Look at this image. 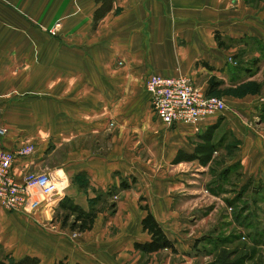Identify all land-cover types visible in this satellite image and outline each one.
<instances>
[{
	"label": "crops",
	"instance_id": "1",
	"mask_svg": "<svg viewBox=\"0 0 264 264\" xmlns=\"http://www.w3.org/2000/svg\"><path fill=\"white\" fill-rule=\"evenodd\" d=\"M150 74L187 75L204 93L222 94L224 110L190 123L156 118L143 89ZM0 124L2 148L33 145L14 159L15 180L47 172L63 184L19 212H49L63 197L84 210L104 205L77 236L46 233L42 253H31L40 264H137L140 256L141 264H175L173 256L185 264L206 233L184 226L212 207L180 201L231 193L223 201L248 229L264 211V0H0ZM206 134L212 151L200 157ZM217 152L225 155L213 173ZM146 212L175 252L133 248L149 240L140 228Z\"/></svg>",
	"mask_w": 264,
	"mask_h": 264
},
{
	"label": "rangeland",
	"instance_id": "2",
	"mask_svg": "<svg viewBox=\"0 0 264 264\" xmlns=\"http://www.w3.org/2000/svg\"><path fill=\"white\" fill-rule=\"evenodd\" d=\"M96 22L97 20L94 21V25ZM56 31L57 22H55L49 30V34L54 36L55 39L57 35ZM249 86L254 87L253 84H250ZM249 86H247V89ZM233 90L235 89H226L227 92H232ZM221 95L222 94L214 92L211 93L210 96L221 97ZM2 128L5 131L3 126ZM261 130L264 133V124H261ZM26 143L32 144L30 140L23 142V144ZM53 155L58 156L59 151L55 150ZM224 155V153L218 154V152L217 154H213V159L215 160L212 164L214 168V171L212 170L213 173L215 172V168H217V166L220 164ZM51 158L55 159L54 157ZM235 179L236 178L230 177L226 183H224L226 192L232 191L233 187L235 186L233 183L235 182ZM206 190H208L207 187ZM202 194L204 196H202ZM229 194L231 195V193ZM229 194L226 193L224 196L222 195L220 199L215 200L206 192L201 191L200 194L196 193L194 196L189 198L187 197L186 199L180 201V204L186 206L185 209L192 206L200 207L210 205L212 207L208 214L202 216L191 225L184 226L186 227L184 234L188 233V231H190L191 235H199L200 233H203V231L206 233L204 234L201 241L197 240L196 242H193L191 246H189V255L191 256H187V263L185 264H264V211H260L258 213V221L256 223L257 226H254L251 229H248L247 226L243 228L234 220V209L229 207L226 202L223 201L224 198L229 197ZM32 197L33 200L44 199L41 195H37L35 192ZM114 198L115 197L113 195H110V198L105 199L104 203L107 206V213L108 211L111 213L113 210L112 206L115 205ZM41 202L42 201H39V203ZM43 202H45V199ZM261 205L264 209V204ZM103 206V204L97 202L93 208H102ZM50 209L51 210L49 212H45L44 210L40 212L37 210L33 213H29L0 207V259L16 262L21 258L29 256L36 258V260L40 263L39 260H41L42 257L38 258L31 253H33L32 251L38 250H40L42 253L41 249L44 246H47V239H45L46 233H53L54 231H58L60 233V231H63L69 236V238H71V236H77V234L80 233L76 230H70L67 227V223L70 221L71 217L68 219V222H64L63 226V224H61L63 212L58 210L56 206H51ZM184 216L191 217V215L188 216V214ZM213 225H217L216 228L207 231ZM255 232L262 234L258 239L259 242L257 244H253L251 240L252 234ZM231 234L238 235V238H233L231 241L224 242H220L218 240L220 237L229 238V235L231 236ZM251 247H254L255 249V256L253 257L252 263L251 260H243L239 263L235 262L238 259L241 260L240 255L243 254L242 251L250 250ZM184 260L181 256H173V262H175V264H183ZM143 261L144 258L140 256L137 260V264H141ZM147 261H149L148 256L146 257L145 262Z\"/></svg>",
	"mask_w": 264,
	"mask_h": 264
},
{
	"label": "built area",
	"instance_id": "3",
	"mask_svg": "<svg viewBox=\"0 0 264 264\" xmlns=\"http://www.w3.org/2000/svg\"><path fill=\"white\" fill-rule=\"evenodd\" d=\"M151 112L167 122H193L200 117L213 116L225 107L221 97L210 96L197 88L187 75L163 76L150 74L143 80ZM4 130L0 125V136ZM33 145L26 143L9 151L0 146V207L21 211L28 199L38 193L45 200L60 192L63 184L47 172H26L20 180L11 175L17 156H26Z\"/></svg>",
	"mask_w": 264,
	"mask_h": 264
},
{
	"label": "trees",
	"instance_id": "4",
	"mask_svg": "<svg viewBox=\"0 0 264 264\" xmlns=\"http://www.w3.org/2000/svg\"><path fill=\"white\" fill-rule=\"evenodd\" d=\"M110 1V0H104ZM95 21V20H94ZM211 127L207 128L206 130ZM205 137V138H204ZM202 137L203 142L199 145H197L196 153H198L201 156L203 154L204 156L207 154H210L212 151L213 145L210 142V137H207V134ZM121 186L125 187V183H121ZM58 210H61L63 212V216L61 218V224L64 226V222L67 221L71 217L70 221L67 223V227L70 230H76L78 232H83L85 230H89L92 225L93 218L95 217V208L92 207V204L89 203V207L87 210L82 209L78 205L74 204L69 198L63 197L61 198L56 205ZM234 218H236L235 215H233ZM140 228L142 231L146 232L149 235V240L142 242V243H134L133 248L141 252L142 254H148L151 252H155L160 249H169L171 252H175V249L173 248L172 243L170 240L167 239V237L164 234V231L160 227V225L157 223V221L154 219L151 213L146 212L143 217L140 219ZM262 234H259L258 232H255L252 234V243L257 244ZM257 237V238H256ZM233 238H238V235H229V238L220 237L218 240L220 242L224 241H231ZM203 239V236L197 238L194 240L196 242L197 240L201 241ZM217 240V241H218ZM198 241V242H199ZM264 243V242H263ZM243 254L240 255L241 260H236L235 262H241L246 260H253V257L255 256V249L254 247H251L250 250L242 251ZM234 262V263H235ZM0 264H40L36 258L26 256L24 258H21L20 260L16 262L7 261L5 259H0ZM77 264V263H76Z\"/></svg>",
	"mask_w": 264,
	"mask_h": 264
}]
</instances>
